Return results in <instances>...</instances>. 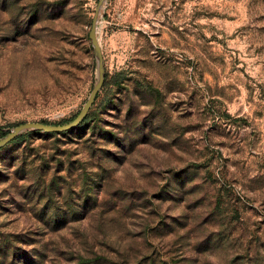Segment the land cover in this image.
I'll return each instance as SVG.
<instances>
[{
	"label": "rangeland",
	"instance_id": "374dc122",
	"mask_svg": "<svg viewBox=\"0 0 264 264\" xmlns=\"http://www.w3.org/2000/svg\"><path fill=\"white\" fill-rule=\"evenodd\" d=\"M98 1L0 0V133L81 110ZM96 36L86 122L0 149V264H264V0H106Z\"/></svg>",
	"mask_w": 264,
	"mask_h": 264
},
{
	"label": "water",
	"instance_id": "95a60500",
	"mask_svg": "<svg viewBox=\"0 0 264 264\" xmlns=\"http://www.w3.org/2000/svg\"><path fill=\"white\" fill-rule=\"evenodd\" d=\"M106 0H99L94 12V16L91 21L90 30L88 33V39L90 41V45L92 48V52L96 62V69H97V79L93 89L91 90L88 99L86 100L85 104L75 116V118L69 122L68 124L61 125V126H54V125H46L42 123H23L15 128H13L7 135L0 139V149L4 146L8 145L10 142L15 140L17 136L24 132L29 131H38L43 133H64L68 131L74 130L76 127L80 125V123L86 118L88 115L93 103L96 100V97L101 90L103 83H104V66H103V57L101 53L100 46L97 41L96 36V28L99 14L102 10L103 4Z\"/></svg>",
	"mask_w": 264,
	"mask_h": 264
},
{
	"label": "trees",
	"instance_id": "16d2710c",
	"mask_svg": "<svg viewBox=\"0 0 264 264\" xmlns=\"http://www.w3.org/2000/svg\"><path fill=\"white\" fill-rule=\"evenodd\" d=\"M88 115H89V113H88ZM87 115V116H88ZM76 116V115H75ZM75 118V117H74ZM73 118V119H74ZM72 119V120H73ZM72 120H69V121H63V122H60V123H58V124H53L54 126H61V125H65V124H68L69 122H71ZM86 120H87V117L80 123V125L78 126V127H80L81 125H83L85 122H86ZM40 123H42V124H46V125H52V124H48V123H45V122H40ZM78 127H76V128H78ZM75 128V129H76ZM32 133H35V132H33V131H29V132H27V133H25L26 135H29V134H32ZM60 134H64V133H60ZM0 135L3 137V136H5L4 134H2V133H0ZM1 137V138H2ZM21 138V136L19 137V138H17V139H15V140H13L12 142H10L9 144H11V143H13V142H15V141H17L18 139H20Z\"/></svg>",
	"mask_w": 264,
	"mask_h": 264
}]
</instances>
